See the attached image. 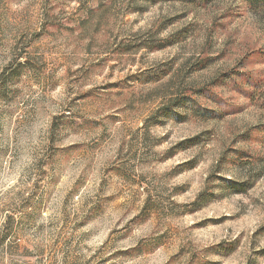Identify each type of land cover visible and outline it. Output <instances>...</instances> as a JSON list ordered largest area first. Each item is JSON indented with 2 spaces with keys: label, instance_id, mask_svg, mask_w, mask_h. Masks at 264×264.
Returning a JSON list of instances; mask_svg holds the SVG:
<instances>
[{
  "label": "rangeland",
  "instance_id": "374dc122",
  "mask_svg": "<svg viewBox=\"0 0 264 264\" xmlns=\"http://www.w3.org/2000/svg\"><path fill=\"white\" fill-rule=\"evenodd\" d=\"M258 82L245 0H0V264H264Z\"/></svg>",
  "mask_w": 264,
  "mask_h": 264
},
{
  "label": "trees",
  "instance_id": "16d2710c",
  "mask_svg": "<svg viewBox=\"0 0 264 264\" xmlns=\"http://www.w3.org/2000/svg\"><path fill=\"white\" fill-rule=\"evenodd\" d=\"M248 4V6L252 9H258L264 7V0H245ZM262 82H258L255 84V87L251 91L252 93L250 94V98L253 99H260V105L264 108V84H261ZM181 102L178 101L177 105ZM162 111V110H161ZM242 155H244V152L241 151ZM247 158L244 161H247L248 164L254 165L256 156L252 154H248L246 156ZM243 182H238L236 180H229L227 181V188L231 189L232 191L239 192L242 190V184ZM220 189V187H219Z\"/></svg>",
  "mask_w": 264,
  "mask_h": 264
}]
</instances>
